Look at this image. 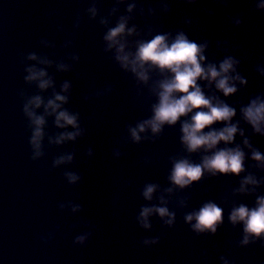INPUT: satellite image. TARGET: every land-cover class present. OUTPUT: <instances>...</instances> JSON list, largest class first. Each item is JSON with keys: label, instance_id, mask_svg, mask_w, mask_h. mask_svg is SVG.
I'll return each instance as SVG.
<instances>
[{"label": "water", "instance_id": "water-1", "mask_svg": "<svg viewBox=\"0 0 264 264\" xmlns=\"http://www.w3.org/2000/svg\"><path fill=\"white\" fill-rule=\"evenodd\" d=\"M127 2L131 0L119 5V11L109 16L115 0H99L100 13L90 20L86 10L91 0H0V264H222L221 256L231 264H264V246L259 242L238 246L243 226L233 228L227 219L233 205H254L255 195L232 192L239 187L244 174L208 177L183 192L165 194L168 207L177 212L176 224L171 229L162 227L156 216L150 218L151 231L136 224L135 217L142 205L158 203L155 198L152 202L144 201L140 189L146 182L159 183L161 189L168 187L166 177L171 165L167 157L181 149L179 124L166 127L155 144L136 145L121 139L128 135L127 124L134 125L147 117L152 102L136 95L134 82L108 59L110 54L102 51L105 29L98 23L100 16L108 17L114 25L120 15L127 14ZM136 2L137 9L131 14L135 19L130 25L136 23L144 31L145 23L160 26L164 31L183 29L197 42L207 39L211 42L205 53L209 60L223 59L225 53L217 51L216 42L228 41V54L241 60L238 71L248 81L243 90L226 98L237 107L234 122L240 119V104L264 93V77L255 71L258 64H264V13L254 11L256 0H230L227 7L215 0H198L195 5L169 0L171 11L167 14L159 11V0ZM140 6L145 8L143 19ZM149 6L157 8L153 17L148 16ZM205 9L214 15H207ZM235 15L242 17L240 27L233 26L228 19ZM185 18L191 19L192 25H186ZM42 38L54 43L55 48L39 44ZM67 41L72 44L62 49L61 45ZM30 52H55L56 56L50 58H64L66 63L75 64L70 73H57L54 67L48 71L55 76L57 90L64 80L72 83L71 100L66 107L80 113L82 126L87 130L82 139L60 147L48 148L45 140L46 155L35 162L30 158V132L19 96L21 90L27 95L37 91L23 79L24 64L35 63L24 57ZM71 52L79 54L78 63L67 59ZM109 84L113 91L95 99V91ZM50 91L44 95H50ZM84 95L91 98L84 101ZM217 95L224 98L220 93ZM48 125L49 134L59 131L52 126L51 118ZM241 126L253 146L264 153V137L252 135L250 126L243 121ZM236 143L242 145V138L237 136ZM89 146L94 151L92 158L84 156ZM117 147L125 153L120 159L112 156ZM74 148L77 151L73 165L51 168L54 156ZM192 159L198 161L199 156ZM253 164L246 160L249 171L257 177L264 176V171L251 167ZM64 171L78 172L83 179L78 185L69 186ZM160 194L158 191L155 195ZM256 194L264 195V185ZM184 196L191 198L188 207L181 209L179 200ZM207 200L224 208V224L214 236H197L183 222V213ZM67 201L82 204L84 211L75 215L70 210L59 211L57 204ZM87 221L96 226V231L85 246H74L73 238L88 230L84 227ZM73 224L79 227L73 230ZM49 232L54 233V239L44 244L41 237L47 238ZM155 236H161L159 244L148 248L140 245L143 238Z\"/></svg>", "mask_w": 264, "mask_h": 264}, {"label": "clouds", "instance_id": "clouds-1", "mask_svg": "<svg viewBox=\"0 0 264 264\" xmlns=\"http://www.w3.org/2000/svg\"><path fill=\"white\" fill-rule=\"evenodd\" d=\"M189 5H195L198 0H184ZM223 7H227L230 0H215ZM99 0H91L87 8L89 19L95 20L100 13L97 7ZM126 0H115V6L109 11V16L119 11V5ZM137 9L136 0L127 2L126 15H120L114 25L108 17L100 16L99 25L105 31L102 35V51L125 75L134 82L138 97L143 96L146 101H152L148 107L146 118L139 119L135 124H127V137L121 139L139 145L142 142L155 144L161 139L165 128H173L179 124V144L181 152L167 157L171 167L167 174L169 186L161 189L159 183L146 182L140 189V196L144 201L152 202L154 198L158 203L142 205L135 222L139 228L151 231L153 224L151 217L159 218L162 227L173 228L176 224L177 212L168 207L169 200L165 194L171 196L177 191L183 192L194 184L208 177L232 175L243 177L239 180V187L233 188V194L255 195L253 206L245 203L233 205L227 216L228 222L235 228L242 225V236L237 241L238 246L247 247L259 242L264 246V195H257V189L264 185V176L257 177L246 167V160L254 162L251 167L264 171V153L254 147L249 136L245 134L241 121L250 126L252 135L264 137V93L257 94L249 99L247 104L239 105L240 119L237 117V107L227 102L226 98L235 96L248 84L238 68L241 60L228 54V41L218 40L217 51L225 53L223 59L216 62L209 60L205 53L209 50L211 42L207 39L197 42L189 37L183 29L164 31L160 26L145 23L141 29L136 23H131L135 17L131 15ZM159 11L167 14L171 11L169 0H159ZM140 16L143 19L145 8L140 6ZM254 11L264 13V0H256ZM148 16L156 15L157 8L149 6ZM207 15L214 12L205 9ZM230 23L240 27L243 23L240 15L228 17ZM186 25L193 21L185 18ZM79 27V22L76 24ZM39 44L46 48H55L42 38ZM72 44L67 41L61 45L66 48ZM233 51H238L233 48ZM51 54H38L30 52L24 55L27 61L35 63L24 64L23 77L25 84L35 86L37 91L27 95L24 90L19 92L22 112L27 121L30 132L29 146L31 160L38 161L46 155L47 147H60L68 142H76L86 135V128L82 126L81 115L77 111L66 107L70 104L72 83L64 80L57 90L55 76L49 69L55 68L57 73H70L75 64L65 62L64 58L55 60ZM67 59L78 63L80 56L76 52L67 55ZM255 71L264 77V64H258ZM79 78V74H77ZM213 87L215 91H213ZM50 91V95L44 94ZM113 91L112 85L94 93L95 99H101ZM222 94L224 98H221ZM91 97L84 95L82 99L88 101ZM49 118L52 126L59 130L49 134ZM71 129V130H69ZM150 133V135H149ZM242 138V145L236 143V137ZM120 144V141H116ZM248 149V153L245 152ZM76 149L65 151L53 157L52 169L75 163ZM250 153V155H249ZM125 155L119 147L114 148L112 156L120 159ZM199 156V160L192 157ZM84 156L92 158L94 151L89 146ZM147 162V158H145ZM51 170V169H50ZM64 179L69 186L78 185L83 177L74 171H64ZM131 186V182L129 185ZM161 194L157 197V192ZM79 199V196L77 197ZM190 196L181 197L179 207H188ZM59 211L70 210L75 215L84 211L83 205L73 201L57 204ZM224 208L213 200L203 202L198 208L183 213V222L189 226L191 232L197 236L215 235L218 228L224 224ZM79 224L71 225L75 230ZM84 227L88 229L73 238L74 246H85L96 231V226L87 221ZM56 231H60L57 225ZM67 238V236H65ZM54 239V233L49 232L47 238L41 237L44 244ZM161 236L145 237L139 241L140 245L148 248L159 244ZM222 264H231L224 256L220 257Z\"/></svg>", "mask_w": 264, "mask_h": 264}]
</instances>
